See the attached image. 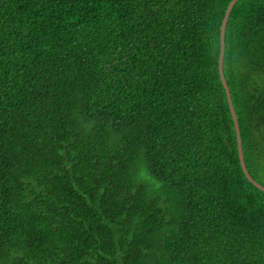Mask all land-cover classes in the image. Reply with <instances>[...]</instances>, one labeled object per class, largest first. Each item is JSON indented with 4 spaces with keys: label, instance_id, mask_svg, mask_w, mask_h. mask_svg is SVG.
Returning a JSON list of instances; mask_svg holds the SVG:
<instances>
[{
    "label": "trees",
    "instance_id": "1",
    "mask_svg": "<svg viewBox=\"0 0 264 264\" xmlns=\"http://www.w3.org/2000/svg\"><path fill=\"white\" fill-rule=\"evenodd\" d=\"M230 1L0 0V264H264ZM223 71L264 187V0Z\"/></svg>",
    "mask_w": 264,
    "mask_h": 264
},
{
    "label": "water",
    "instance_id": "2",
    "mask_svg": "<svg viewBox=\"0 0 264 264\" xmlns=\"http://www.w3.org/2000/svg\"><path fill=\"white\" fill-rule=\"evenodd\" d=\"M240 0H231L225 10L222 22H221V26H220V34H219V44H220V48H219V58H218V72H219V78L220 81L222 83V86L224 88L225 91V96H226V100H227V104L230 110V114H231V118L234 124V129H235V135H236V142H237V152H238V159H239V163H240V167L241 170L243 172V174L245 175V178L257 189H259L260 191L264 192V187L261 186L259 183H257L255 180H253L250 176V174L248 173L247 169H246V165L244 162V155L242 152V142H241V135H240V128L238 125V121H237V117H236V113L233 107V103H232V99H231V95H230V91H229V87L227 85L225 76H224V71H223V59H224V49H225V29H226V25H227V21L228 18L230 16L231 10L234 7V5Z\"/></svg>",
    "mask_w": 264,
    "mask_h": 264
}]
</instances>
